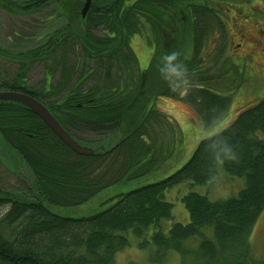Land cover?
Here are the masks:
<instances>
[{
  "label": "trees",
  "instance_id": "obj_1",
  "mask_svg": "<svg viewBox=\"0 0 264 264\" xmlns=\"http://www.w3.org/2000/svg\"><path fill=\"white\" fill-rule=\"evenodd\" d=\"M56 1L60 6L53 16L57 21L65 17L63 25L43 45L13 53L24 59L9 86L27 77L29 65L36 60L46 69L60 68L56 85L22 89L45 103L79 139L77 132L84 129L108 133L107 137L122 130L124 139L112 151L83 155L37 115L29 113L25 122L32 136L18 135L15 141L12 129L16 125L6 124L13 142L6 139L7 144L16 146L26 161L29 178L17 188L0 192V206H8L0 218V264H122L116 256L131 243V237L138 239L140 247L155 246L151 264H164L173 254L179 257L177 264H264V259L252 256L250 244L254 225L264 212V98L232 112V93H219L231 84L223 11L226 4L229 10L239 5L228 0H167L177 2L176 12L179 5H187L185 28L181 34L171 29L174 40L168 45L159 28V23L167 25V13L158 0H142L138 11L130 5L133 0H98L103 10L88 17L90 25L71 0ZM49 3L0 0L2 7L16 12L37 11ZM217 31L223 42L214 62L208 63L202 52ZM134 35L154 44L146 69L141 68L132 47ZM172 51L180 53L177 63L183 61L186 72L182 78L166 80L165 57ZM8 54L0 45V55ZM93 61L95 65L88 68L86 63ZM91 77L95 83L87 85ZM162 97L182 99L205 125L231 113L232 119L243 110L225 128L202 138L172 174L119 192L111 197L112 203L90 215L76 217L57 211L55 205L78 206L120 181L166 169L178 148H183L184 138L176 119L158 107ZM225 141L235 148L238 159L215 165L213 155L223 154ZM220 168L245 178L239 193L213 200L190 190L182 196L189 221H173L166 229L165 220L173 219L168 191L183 182L206 185ZM192 239L196 245L188 243Z\"/></svg>",
  "mask_w": 264,
  "mask_h": 264
},
{
  "label": "rangeland",
  "instance_id": "obj_2",
  "mask_svg": "<svg viewBox=\"0 0 264 264\" xmlns=\"http://www.w3.org/2000/svg\"><path fill=\"white\" fill-rule=\"evenodd\" d=\"M228 1L238 4L239 6L227 10L229 9L228 6L226 8L228 15L225 16L223 13V20L232 28L229 34V25L227 24L228 34L227 38H225L227 44L226 53L228 56L227 64L229 67L228 75L231 84L228 87L222 88L219 93H232L230 108H232V112H234V109L237 107L239 108L246 105L251 106L264 98V53L261 52L260 46L256 45V40L257 38H261V34H263L262 40H264V0ZM59 6L56 0H50L48 5L37 11L16 12L7 10L0 5V45L9 50L8 55H0V77L4 79L12 78L17 70L19 62L24 59L21 55L17 56L18 59L14 57V52L21 50L28 51L45 43L48 37L55 33V29L63 25V21L66 19L65 17H62L61 20L57 21L54 19L55 15L53 16L54 9L56 8L57 12ZM183 8H186L185 3L179 5L180 10L178 12H166L167 14L164 16V21L167 25L159 23L161 35L163 36L162 38H164V44H173L174 37L171 29H173L174 33H176L177 30L180 34L182 33L180 28L187 20V9L183 10ZM239 16H243L246 20L244 21L243 26L237 28L236 22L240 19ZM177 23H179V27H177ZM96 33L101 34V32ZM241 33H245L246 38L243 40L241 50L238 52L246 54L247 51H252V54H256L254 60L252 56L240 59L235 55L236 49L239 47L237 44L242 42V40H240ZM72 35L77 36L76 33H72ZM141 39L142 36L134 35L131 43L139 58L141 68L146 69L149 66L154 49L152 47L151 53L147 44ZM222 42L221 34H218V36L213 37V40L209 41L208 48L202 52L208 63L214 62L213 58L219 54L218 50ZM70 60L73 61V56H70ZM51 63L52 61L50 64ZM86 64L88 68L95 65L94 61L91 64ZM222 64H224V62H222ZM53 70H55V68ZM60 71V68H56L50 85H55L60 80ZM47 75L48 71L46 70L44 63L34 61L27 73V84L36 89H42L45 86ZM93 83H95L94 77H91V79L86 82L87 85ZM157 104L159 108L176 119L180 134L184 138L183 148H178L175 152V157L167 164L166 169L153 171L143 177L120 181L102 190L90 201L78 206L55 205L57 211H60L63 215L76 217L90 215L103 208V205L107 206L112 203L114 200L110 199H112L111 197L113 195L119 192H126L146 183L160 180L182 167L194 152L199 141L208 136L210 125H205L202 117L197 115L195 110L180 98L162 97L158 100ZM239 112L232 119H230L232 115L231 113L222 120L225 127L233 121ZM77 133L82 140L84 139V141L89 142L102 140L109 135L108 133H99L86 129ZM1 157L2 155L0 158ZM3 164V162H0V185L7 189L15 188L19 180H17V178L10 172V170L13 171L14 165L13 163L10 164L6 161L5 168ZM25 172H27V170ZM24 174L29 178L28 173ZM244 184L245 178L229 175L223 168H220V171H218L214 180L206 185L183 182L174 186L166 194V199L173 203V219L165 220L164 227L168 229L173 221L183 223L189 221V212L182 201V196L188 191L195 190L207 194L209 198L213 200L226 199L237 195L243 188ZM7 210V205L0 206V218L7 212ZM188 243L196 245L197 240L192 239ZM250 244L252 256L255 259H264V212H262L258 221L254 225L250 236ZM155 251L154 245H150L148 248L140 247L138 245V239L131 237V243L117 254L116 259L122 264H127L131 261L141 264H151L150 256L151 254L154 255ZM178 262L179 257L176 254H173L163 263L177 264Z\"/></svg>",
  "mask_w": 264,
  "mask_h": 264
},
{
  "label": "flooded vegetation",
  "instance_id": "obj_3",
  "mask_svg": "<svg viewBox=\"0 0 264 264\" xmlns=\"http://www.w3.org/2000/svg\"><path fill=\"white\" fill-rule=\"evenodd\" d=\"M74 4H76L75 6H76V8H78V10H79V12H80V14H81V16L87 21V23L90 25V20H89V22H88V17L90 16H93L92 15V13H98V11L100 12V11H102L103 10V8H102V6L100 5V4H98V0H92L91 1V4H90V6H89V8H88V10H87V12H86V14L85 15H83L82 14V10H83V8H84V6H85V2H86V0H71ZM142 0H133L132 2H130V5H131V7H135V10H140L139 9V3L141 2ZM207 0H205V2H206ZM211 2H217V0H210ZM79 2H80V5H79ZM158 2L161 4V5H164V6H162L161 8L164 10V11H166V12H176V10H175V4L177 3V2H169V1H167V0H158ZM205 2H202L201 4H204L205 5ZM187 5L185 4V7H186ZM228 7V5L226 4V8ZM233 8H237L236 6L234 7V6H232ZM231 7V8H232ZM187 9V7L186 8H183V10H186ZM75 10V9H74ZM227 10H229V9H227ZM223 13L225 14V16L226 15H228V11H226V9H225V11H223ZM240 14V13H239ZM73 15H74V11H73ZM223 17H224V15H223ZM224 19V18H223ZM244 21L245 20H242L241 18L236 22V24H237V28L239 27H241V26H243L244 25ZM84 22V21H83ZM85 24V26H87V24L86 23H84ZM228 24V23H227ZM229 25V24H228ZM185 28V24H182V27L180 28L181 30L182 29H184ZM231 27H230V25H229V34H230V31H231ZM220 35V31H217L216 32V36H218V34ZM53 35H50V37H48V39L45 41V43L47 42V41H49V39L52 37ZM262 36H263V34H261V38H257V40H256V45H259L260 46V50H261V52H263L264 53V40H262ZM42 37V36H41ZM240 37H241V39L240 40H242V42H239L237 45L239 46L238 47V49H236V52H235V55H236V57H238V58H240V59H242V58H244V57H249V56H252L253 57V60L255 59V56H256V54H252V51H247L246 52V54H241L240 52H238L239 50H241V47H242V43H243V40L246 38V34L245 33H241L240 34ZM143 39V40H142ZM141 40L143 41V42H145L146 44H147V46L149 47V50L151 51V53H152V47L154 46V45H152V44H149L148 43V40H149V38H142ZM151 39V38H150ZM152 41H153V39H151ZM44 43H42L41 45H43ZM41 45H39V46H41ZM152 45V46H151ZM7 49V48H6ZM153 49H154V47H153ZM135 51V50H134ZM137 55V54H136ZM139 59V58H138ZM35 62H39V61H35ZM32 64V63H31ZM31 64L29 65V69H30V66H31ZM47 71H48V75L46 76V79H45V85L46 86H48V87H50V86H52V85H50L51 84V81H52V79H53V74L55 73L54 71H53V68H50V69H46ZM51 71V72H50ZM16 72V71H15ZM15 74V73H14ZM15 80V76H13L12 78H6V79H4V78H2V77H0V91H3V90H6V91H15V92H22V93H25V94H28V95H31V96H33V97H35L34 95H32V94H29L28 92H26L25 90H23L22 88L24 87V86H28V84H27V77H25V78H22V79H18L19 80V83H15L16 85H12V86H9L10 85V83L12 82V81H14ZM56 85V84H55ZM31 87V86H30ZM31 88H33V89H36V88H34V87H31ZM39 90H41V89H39ZM36 99H38L37 97H35ZM39 100V99H38ZM41 101V100H40ZM42 102V101H41ZM43 103V102H42ZM45 104V103H44ZM46 105V104H45ZM47 106V105H46ZM48 107V106H47ZM13 111V112H12ZM51 111V110H50ZM52 112V111H51ZM34 114V115H37L35 112H33L31 109H29L28 107H26L25 105H23V104H21V103H19V102H16V101H8V100H0V142L1 143H3V142H5L6 143V145H8L7 144V141H6V139H10L9 141L11 142V132L12 131H9V134H8V136H7V131H6V124L7 123H14L16 126H14L13 127V129L12 130H14V132L16 133L15 134V137H14V141L15 140H17V136L18 135H27L28 134V132H27V128L25 127V122L27 121V116H28V114ZM8 114V115H7ZM37 116H39V115H37ZM54 116H55V114H54ZM40 117V116H39ZM41 118V117H40ZM42 119V118H41ZM43 120V119H42ZM44 121V120H43ZM45 122V121H44ZM46 123V122H45ZM18 124V125H17ZM47 124V123H46ZM52 130V129H51ZM28 135H30V134H28ZM30 136H32V135H30ZM3 138H4V140H3ZM3 141V142H2ZM11 143H13V142H11ZM3 145V144H2ZM2 145H0V156L2 155V157L0 158V162L2 163H4L3 165H4V167L6 168V161H7V163H10V164H12L13 163V165H14V169H13V171L12 170H10V172H11V174L12 175H14V177H16L17 178V180H19V182L17 183V186L20 184V182L21 183H23V182H26V180L28 179V176H26V174H24V173H26L25 171H23L22 170V168H21V165H22V160H21V158H20V153H19V151L17 150V148H15L16 146L15 145H13V146H15V147H12L11 146V144H9L8 146H10V150L12 151V150H15V153H14V156H11V155H8L5 151H4V149H3V147H2ZM12 148V149H11ZM6 159H8V160H6ZM11 161V162H10ZM23 181V182H22ZM17 186L15 187V188H17ZM6 189L7 188H5V187H2L1 185H0V192L2 191V192H4V191H6Z\"/></svg>",
  "mask_w": 264,
  "mask_h": 264
},
{
  "label": "water",
  "instance_id": "obj_4",
  "mask_svg": "<svg viewBox=\"0 0 264 264\" xmlns=\"http://www.w3.org/2000/svg\"><path fill=\"white\" fill-rule=\"evenodd\" d=\"M92 0H86L85 6L82 10V14L85 15ZM0 100L16 101L19 102L37 115H39L48 126L54 131V133L69 147L72 148L78 154L83 155H96L99 153H105L112 151L124 139V133L122 130L114 132L111 136L95 142L82 141L72 135L54 116L50 109L35 97L15 91H0ZM4 140V138H3ZM3 142V141H2ZM3 144V143H2ZM4 151L11 156H14L15 150H10V146L4 143L2 145ZM21 157V156H20ZM23 162V160H22Z\"/></svg>",
  "mask_w": 264,
  "mask_h": 264
},
{
  "label": "clouds",
  "instance_id": "obj_5",
  "mask_svg": "<svg viewBox=\"0 0 264 264\" xmlns=\"http://www.w3.org/2000/svg\"><path fill=\"white\" fill-rule=\"evenodd\" d=\"M179 57H180V53L178 51H172L169 55L165 57L166 62H167V75L165 76L166 80L170 79L171 77H177V78L184 77L185 72H186V65L183 63V61H180L179 63H177ZM182 82L185 83L186 87L188 86L187 81H182ZM223 127H225V124L222 121V119L218 117L210 125L208 129V136H211L215 132L220 131V129ZM222 153L223 154H221L220 151H217L214 153L213 162L215 165H223L226 161H235L238 159L237 151L227 141H225L224 143Z\"/></svg>",
  "mask_w": 264,
  "mask_h": 264
},
{
  "label": "bare ground",
  "instance_id": "obj_6",
  "mask_svg": "<svg viewBox=\"0 0 264 264\" xmlns=\"http://www.w3.org/2000/svg\"><path fill=\"white\" fill-rule=\"evenodd\" d=\"M59 121V120H58ZM48 125V124H47ZM53 131V130H52ZM54 132V131H53ZM72 134V133H71ZM73 135V134H72ZM76 137V136H75ZM77 138V137H76ZM79 139V138H78ZM79 140H82V139H79ZM82 141H84V140H82ZM5 142H3V144H4ZM0 145H2V143L0 142ZM21 158V157H20ZM21 160H23V163H22V165H21V168H22V170L23 171H26L27 170V167H26V161L24 160V158H22Z\"/></svg>",
  "mask_w": 264,
  "mask_h": 264
}]
</instances>
